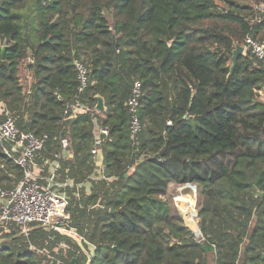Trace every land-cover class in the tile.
I'll use <instances>...</instances> for the list:
<instances>
[{
	"label": "trees",
	"instance_id": "16d2710c",
	"mask_svg": "<svg viewBox=\"0 0 264 264\" xmlns=\"http://www.w3.org/2000/svg\"><path fill=\"white\" fill-rule=\"evenodd\" d=\"M253 4L0 0V121L10 113L20 130L48 137L39 164L64 153L59 175L84 185L69 189L68 213L95 247L91 264L264 261V67L245 51L232 73L237 46L264 43V0ZM76 60L89 71L82 103L102 97L104 113L65 114L78 95ZM137 81L133 138L127 101ZM96 123L109 137L94 155ZM22 176L0 145V187ZM189 184L200 189L203 241L168 196ZM17 229L0 230V264H86L83 249L92 251L42 227L26 238Z\"/></svg>",
	"mask_w": 264,
	"mask_h": 264
},
{
	"label": "built area",
	"instance_id": "2783aa9c",
	"mask_svg": "<svg viewBox=\"0 0 264 264\" xmlns=\"http://www.w3.org/2000/svg\"><path fill=\"white\" fill-rule=\"evenodd\" d=\"M244 49L264 67V43L247 37ZM26 63L33 66L35 60L32 56H29ZM74 64L78 72V95L75 98V102L68 105L65 114L67 115L70 110L75 112L85 110L91 114L99 113L96 106L91 107L82 103L81 95L85 93L89 85V71L78 60ZM141 97L142 84L137 81L133 87L132 95L127 101V107L131 114V135L133 138L142 129L138 113ZM97 128L98 134H96L95 148L93 150L94 155L98 152L99 146L102 143V137H109L107 129ZM47 139V136L40 138L33 133L20 130L17 126L16 119L10 113H7L6 118L0 121V145L4 149V154L14 162L23 174L19 183L14 187H0V228H4V231H7L9 226H15L28 236L31 227L34 225L42 227L47 231H55L63 236L73 238L80 245L83 243L89 244L83 236L79 235L75 229L70 227L71 217L68 213L70 205L68 190L77 189L80 191L84 185H77L68 177L60 180V160L64 158V153L63 155L62 153L56 155L55 161L49 160L44 164L38 163V158L45 148ZM68 146V141H64V152ZM41 169H48L47 175L39 174L38 171ZM103 171L104 168L101 167L99 178L91 177L90 180L100 179ZM194 219L196 229H193L189 224L187 227L193 231L198 240L203 241L204 237L199 228L198 212ZM89 246L92 249L91 253L83 249L84 254L88 258L86 264H91L95 250L93 245L89 244ZM61 247L68 248L64 244ZM30 250L36 249L31 246Z\"/></svg>",
	"mask_w": 264,
	"mask_h": 264
},
{
	"label": "rangeland",
	"instance_id": "374dc122",
	"mask_svg": "<svg viewBox=\"0 0 264 264\" xmlns=\"http://www.w3.org/2000/svg\"><path fill=\"white\" fill-rule=\"evenodd\" d=\"M234 2H237V3H240V4H242V5H247V6H254V4H253V0H233ZM20 75L21 76H24V78H25V71H24V69L23 68H21V72H20ZM262 98V97H261ZM264 99V98H263ZM97 127H99L98 126V124L96 123V134H98V128ZM45 169H41L40 171H38V173L39 174H41V175H47V173L44 171ZM99 172H100V170H98ZM60 180H63V177L60 175ZM74 182V181H73ZM19 183V182H18ZM17 183V184H18ZM17 184H15V185H17ZM14 185V186H15ZM89 185H90V183H89ZM3 188V187H2ZM75 190H77V189H75ZM86 190L88 191V189L86 188ZM78 191V190H77ZM68 192H69V190H68ZM200 193V189H199V187L198 186H196V185H192V184H189L188 186L187 185H185V186H176V185H172V187L170 188V191H169V194H168V196H169V198L171 199V201H172V203H173V205L178 209V213L180 214V216L182 217V219H183V221H184V223H185V225L187 226V224H189L190 225V223L188 222V216H191V215H189V214H185V212H183V209L182 208H180V205H179V198H178V195H180V196H183V197H190V198H194V200H195V209H193V218H195V215L197 214V212H198V203H199V194ZM183 203L184 204H186V202H185V198L183 199ZM196 213V214H195ZM191 226V225H190ZM13 228V226L11 227V226H9L8 227V230H10V229H12ZM18 228V227H17ZM19 229V228H18ZM17 229V230H18ZM0 230H3V233H5V232H7V231H4L5 229L4 228H0ZM20 230V229H19ZM193 232V231H192ZM2 233V234H3ZM18 236L19 237H23V238H26V234H24V235H20L19 234V231H18ZM0 241L1 242H6V241H8L7 239H5V237H4V235L2 236L1 235V233H0Z\"/></svg>",
	"mask_w": 264,
	"mask_h": 264
},
{
	"label": "water",
	"instance_id": "95a60500",
	"mask_svg": "<svg viewBox=\"0 0 264 264\" xmlns=\"http://www.w3.org/2000/svg\"><path fill=\"white\" fill-rule=\"evenodd\" d=\"M244 51H245V49H244L243 46H237L234 49L233 58H232V73L234 72V70H235V68L237 66V62H238L239 57L244 54ZM2 56L4 58L5 50H3ZM96 109L100 113H104L106 111L105 102H104V99L102 97H97ZM74 262L77 264V259Z\"/></svg>",
	"mask_w": 264,
	"mask_h": 264
},
{
	"label": "bare ground",
	"instance_id": "6f19581e",
	"mask_svg": "<svg viewBox=\"0 0 264 264\" xmlns=\"http://www.w3.org/2000/svg\"><path fill=\"white\" fill-rule=\"evenodd\" d=\"M178 198H179V205H180V208L183 209V212H185V214H189L191 216H188V222L190 223L191 227L193 229H196V222H195V219L193 218V209H195V200L194 198H190V197H183V196H180L178 195ZM185 198V202L186 204L183 203V199ZM196 214V213H195ZM180 215V214H179ZM188 225V224H187Z\"/></svg>",
	"mask_w": 264,
	"mask_h": 264
},
{
	"label": "crops",
	"instance_id": "0c3cea01",
	"mask_svg": "<svg viewBox=\"0 0 264 264\" xmlns=\"http://www.w3.org/2000/svg\"><path fill=\"white\" fill-rule=\"evenodd\" d=\"M261 99L264 101V87H263V89H262V91H261ZM261 264H264V261H262V263Z\"/></svg>",
	"mask_w": 264,
	"mask_h": 264
}]
</instances>
